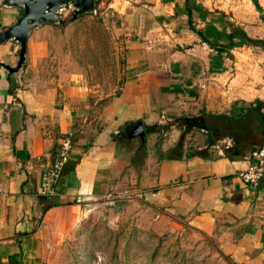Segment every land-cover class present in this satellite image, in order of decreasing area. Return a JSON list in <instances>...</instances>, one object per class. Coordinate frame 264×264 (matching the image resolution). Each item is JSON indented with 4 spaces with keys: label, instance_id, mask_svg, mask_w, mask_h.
I'll use <instances>...</instances> for the list:
<instances>
[{
    "label": "crops",
    "instance_id": "1",
    "mask_svg": "<svg viewBox=\"0 0 264 264\" xmlns=\"http://www.w3.org/2000/svg\"><path fill=\"white\" fill-rule=\"evenodd\" d=\"M100 1L123 51L115 95L58 69L45 36L54 25L29 33L10 77L18 47L0 44V264H43L88 208L113 199L217 237L234 264H264V176L255 188L237 178L251 161L245 138L264 141V50L233 33L264 40V0ZM20 13L0 6V32ZM248 106L253 122L233 144L222 117ZM136 121L142 140L127 135ZM193 129L206 133L196 148L185 143ZM67 134L55 196H41Z\"/></svg>",
    "mask_w": 264,
    "mask_h": 264
},
{
    "label": "rangeland",
    "instance_id": "2",
    "mask_svg": "<svg viewBox=\"0 0 264 264\" xmlns=\"http://www.w3.org/2000/svg\"><path fill=\"white\" fill-rule=\"evenodd\" d=\"M93 3L92 14L75 20L70 10L63 12L64 25L45 34L47 51L56 55L58 69L79 71L103 95H115L123 82V51L106 24L113 17L105 16L100 0ZM203 131L191 130L186 146H200ZM220 245L217 237L160 217L136 201L113 199L88 208L69 237L44 254L43 264H234Z\"/></svg>",
    "mask_w": 264,
    "mask_h": 264
},
{
    "label": "water",
    "instance_id": "3",
    "mask_svg": "<svg viewBox=\"0 0 264 264\" xmlns=\"http://www.w3.org/2000/svg\"><path fill=\"white\" fill-rule=\"evenodd\" d=\"M0 6L20 8L16 22L0 32V44L12 41L17 44V61L13 68L4 66L8 76L16 73L24 63L25 42L29 33L42 24L64 25L63 12L70 10V20L94 12L93 0H1ZM127 133L142 140L144 132L139 121L132 124Z\"/></svg>",
    "mask_w": 264,
    "mask_h": 264
},
{
    "label": "built area",
    "instance_id": "4",
    "mask_svg": "<svg viewBox=\"0 0 264 264\" xmlns=\"http://www.w3.org/2000/svg\"><path fill=\"white\" fill-rule=\"evenodd\" d=\"M70 148V134H67L61 139L55 157L41 173L39 184V194L41 196H55L54 185L68 160ZM250 159L251 161L246 169L237 173V178L244 186L255 188L264 176V141L251 151Z\"/></svg>",
    "mask_w": 264,
    "mask_h": 264
},
{
    "label": "trees",
    "instance_id": "5",
    "mask_svg": "<svg viewBox=\"0 0 264 264\" xmlns=\"http://www.w3.org/2000/svg\"><path fill=\"white\" fill-rule=\"evenodd\" d=\"M263 21H264V17L262 18ZM237 30H233V33L234 34H237L239 35L241 38H243L244 42L248 43V44H251V45H255V46H258L259 48H261L262 50H264V40L262 41H252V40H249L247 38H245V36H243V34H239V33H236ZM233 33L231 35H233ZM244 114L243 116L239 117L238 119H233V118H227V117H222L224 123H222V127L223 129H226L227 131H229V134L226 136L228 137L232 142L233 144H236L240 141V138H242L240 135L241 132L248 128L247 130H249L250 128V122H253L249 119L248 115L251 113V112H254L253 111V108H251L250 106L246 107L245 110H244ZM242 119V120H241ZM257 119H261L262 118L260 116L257 115ZM255 124V123H254ZM238 131L239 134L236 136L235 132ZM245 143H247L249 146H250V150L253 151L254 149H256L258 146H259V141H255L251 138V136L247 138H245Z\"/></svg>",
    "mask_w": 264,
    "mask_h": 264
}]
</instances>
